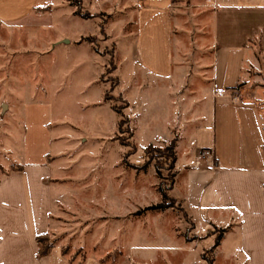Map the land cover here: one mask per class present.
Listing matches in <instances>:
<instances>
[{
	"label": "rangeland",
	"instance_id": "1",
	"mask_svg": "<svg viewBox=\"0 0 264 264\" xmlns=\"http://www.w3.org/2000/svg\"><path fill=\"white\" fill-rule=\"evenodd\" d=\"M44 3L50 11L39 26L0 21V178L21 166L50 164L49 172L61 184L55 192L60 199L54 236L74 240L68 254L77 263L94 255L106 264H210L213 258L215 264H250L238 253L234 237L227 236L213 253L223 228H202L175 200L177 166L185 164L188 145L183 142L177 152L179 135L168 139L169 128L180 122L176 111L184 109L189 118L193 107L185 101L176 110L172 90L134 66L138 4ZM79 5L96 17L75 18ZM177 5L189 28L188 49L192 43L208 47L212 0ZM252 43L260 69H248L241 87L257 95L264 111V64L258 38ZM173 143L178 165L169 158ZM159 205L166 209L145 211Z\"/></svg>",
	"mask_w": 264,
	"mask_h": 264
},
{
	"label": "crops",
	"instance_id": "2",
	"mask_svg": "<svg viewBox=\"0 0 264 264\" xmlns=\"http://www.w3.org/2000/svg\"><path fill=\"white\" fill-rule=\"evenodd\" d=\"M134 1V66L151 82L172 90L176 110L185 101L193 107L189 118L184 109L176 111L181 123L169 128L168 139L179 135L177 152L183 142L188 145L185 164L177 166L175 200L202 228H223L216 255L230 236L250 264H264V111L257 95L241 87L248 69H260L252 47L255 38L264 64V0H212V42L206 48L192 43L190 50L189 28L177 5L181 0ZM43 5L44 0H0V21L39 26L48 17L37 12ZM206 152L210 155L203 156ZM48 165L21 166L0 178V264H106L94 255L72 262L63 253L74 240L54 236L53 214L60 199L55 192L61 184ZM86 202L90 209L91 201ZM46 234L52 250L40 256L37 238Z\"/></svg>",
	"mask_w": 264,
	"mask_h": 264
},
{
	"label": "trees",
	"instance_id": "3",
	"mask_svg": "<svg viewBox=\"0 0 264 264\" xmlns=\"http://www.w3.org/2000/svg\"><path fill=\"white\" fill-rule=\"evenodd\" d=\"M81 8H82V5L77 6V10L75 11V15L76 16L81 17L82 19H85V20H89V19H92V18L96 17L94 15H90V13H87V12L83 13L82 11H80ZM48 11H50L49 8H39L37 10V12H39V13H46ZM106 99L108 100V98H106ZM127 106H128V103H126V107ZM122 124H123V120H120V122H119V131H121V129H122ZM132 136H133L132 133H130V138H132ZM170 151H171V154L169 155V158L172 160V162H176L177 161V157H176V153H175V144L174 143H173ZM165 200H168V199H167V196L163 194V201H165ZM165 209L166 208L164 207V205H159V206L148 207V208L145 209V211L165 210ZM224 232L225 231L222 230V232H220L217 235L215 243H214V246L212 247V252L213 253L220 246L221 241L223 239ZM37 243H38V247H39V252L38 253H39L40 256H46V255H48L51 252V250H52V242H51L50 236L48 234L39 236L37 238ZM63 253L65 255H68L69 249L68 248L64 249ZM74 260H75V258L71 259L72 262ZM213 263H214V258L211 260L210 264H213Z\"/></svg>",
	"mask_w": 264,
	"mask_h": 264
},
{
	"label": "built area",
	"instance_id": "4",
	"mask_svg": "<svg viewBox=\"0 0 264 264\" xmlns=\"http://www.w3.org/2000/svg\"><path fill=\"white\" fill-rule=\"evenodd\" d=\"M207 155H210V153L206 152L203 154V156H207Z\"/></svg>",
	"mask_w": 264,
	"mask_h": 264
}]
</instances>
